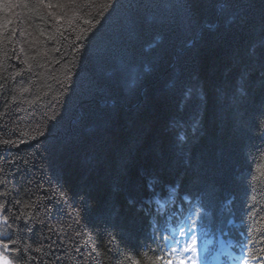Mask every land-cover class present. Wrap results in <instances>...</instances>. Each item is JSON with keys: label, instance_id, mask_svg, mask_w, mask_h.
<instances>
[{"label": "trees", "instance_id": "1", "mask_svg": "<svg viewBox=\"0 0 264 264\" xmlns=\"http://www.w3.org/2000/svg\"><path fill=\"white\" fill-rule=\"evenodd\" d=\"M13 3L0 0V141H12L0 143V203L8 237L27 246L31 264H164L156 257L170 258L186 218L202 240L222 236L262 261L264 0ZM256 7L251 29L238 22ZM130 73L138 86H129ZM191 116L196 128L182 126ZM116 131L126 141L106 155L111 169L80 154L74 180L66 163L38 160L54 151L51 141L82 151ZM146 174L157 177L150 200ZM64 176H73L71 188ZM167 186L178 195L148 219Z\"/></svg>", "mask_w": 264, "mask_h": 264}, {"label": "rangeland", "instance_id": "2", "mask_svg": "<svg viewBox=\"0 0 264 264\" xmlns=\"http://www.w3.org/2000/svg\"><path fill=\"white\" fill-rule=\"evenodd\" d=\"M181 1H184V0H181ZM188 1V0H187ZM225 2H230L231 0H224ZM226 7H229L228 5L225 4ZM253 6V5H252ZM186 8H188V10L191 9V6L188 5L187 3V6ZM221 11L222 9L220 10L219 14L221 15ZM223 12V11H222ZM224 13V12H223ZM257 13H262V9L260 8H257L254 9V11H248L244 14V17H242L241 19H239L238 22H241L242 24H244V27H248V29H251L250 26L248 25H251L250 24V20L251 18L255 15H257ZM124 22V20H122ZM264 22V17H262V19H260V21L258 22L257 26H259L261 23ZM250 27V28H249ZM127 32L128 29H127ZM245 36H248V35H245ZM246 39V38H245ZM247 41V40H246ZM249 41V40H248ZM188 45V44H187ZM188 48H191L192 49V46L191 45H188L187 46ZM186 48V46H184V49ZM246 55L243 53H241L240 56H238V58H241V57H245ZM247 60V59H246ZM192 62V61H190ZM231 62V61H230ZM188 62H184V64H186ZM196 65L192 64L188 67H186L185 69L187 68H190V70H187L186 72H184V78L187 76V74L195 67ZM182 79V77L180 78V80ZM190 81H188L187 84H192V85H189V88L193 86V80H191V78H189ZM180 84V81L177 82V86ZM188 88V89H189ZM193 93L189 94V96H192ZM128 127V130L131 131V129H134V128H129V126L127 125ZM58 132H63L65 131V127L64 125H62V127L60 129L57 130ZM127 136V135H126ZM52 139L55 141H57L56 138H53ZM101 139V138H100ZM106 139V143L104 145L102 144H99L98 142L96 143V145H102L101 149H98V146H95L93 148V145H94V140L90 141L89 144L87 145H84V149H82V151H80L79 149H73V148H76L75 145L73 144V142H70L69 140H66L64 141V139H59V142L58 143H54V142H50V147L55 146V148L53 149L54 151H49L48 153L44 152L43 150L40 151V155H38V160L39 162H41L40 160H43V162L46 161L45 158H48L50 159V161H53L51 160V158L53 157L55 160H58L57 162H62V163H66V171H65V174L67 175L68 173H70L71 175H76L74 176V180L76 178H79L81 173L80 172H83L82 170V163L80 162V160L82 159L79 155L83 154V155H87V154H91L92 153V156L94 158V156L98 159H100L101 161V164L103 163L104 166H108L106 164L107 161H105L106 159V155L112 159L113 155L116 153V152H120V150H122V147L125 145V141H126V137L124 135H120L119 132H115L114 134H111L110 138H109V141L107 140V138H104ZM103 139V140H104ZM68 142V143H67ZM58 144V145H57ZM57 145V146H56ZM98 151L99 152H95V151ZM77 151L79 153H77ZM82 152V153H80ZM100 153H103L102 155ZM101 155V157H100ZM50 156V157H49ZM95 158V159H96ZM72 164L76 165L75 167L72 166ZM111 166L109 165L108 167H105V169H111L110 168ZM115 167V166H113ZM78 169V170H77ZM99 174H97L96 176L99 177V180H101V178H104V180L106 181V176L105 177H100ZM73 176H64L62 178H65L64 180L66 181V187H69L71 188V186H73V183H72V178ZM68 178V181L67 179ZM68 185V186H67ZM83 204V203H81ZM8 232H9V228H8V225H7V222L5 223V221L3 220L2 216H0V239H5L6 237H8ZM184 256H187V257H192L194 254L190 251V252H186V253H183ZM195 256L197 257V254H195ZM191 260H188L186 261V264H190ZM244 264V263H243ZM248 264H255V263H248Z\"/></svg>", "mask_w": 264, "mask_h": 264}, {"label": "snow or ice", "instance_id": "3", "mask_svg": "<svg viewBox=\"0 0 264 264\" xmlns=\"http://www.w3.org/2000/svg\"><path fill=\"white\" fill-rule=\"evenodd\" d=\"M73 2H75V0H73ZM84 2H88V0H84ZM5 6L8 8L13 7L14 6L13 0H6ZM85 22L89 23V21H85ZM7 23H11V21H7ZM97 23H99V21H97ZM0 29H3L5 31L7 30L5 25H0ZM139 81H140L139 74L137 73L129 74L130 87L138 86ZM175 135L177 141H183L185 139V137L182 136L179 131H177ZM0 143H3L5 145H10L12 141L4 140V141H0ZM156 184H157V177H155L154 175L146 174L143 177V187L145 193L149 196V198L151 197L152 194H154V189L156 187ZM16 203H19V201H16ZM6 211H7L6 203H0V216H2L5 223L9 219V216L5 214ZM195 226H196L195 222H193V227ZM28 231L31 232L32 229H28ZM180 235L184 236V235H188V233H185L184 230L181 229ZM6 239L8 242H5V239H0V264H31V261L35 258L31 257L30 255H28L27 257L25 256V254L28 252L27 246H25L24 248H18L15 246V241H12L10 237H6ZM197 239L198 238L196 234L192 233L190 236V240L186 242L183 246H180L179 241H174V243L177 246L169 248V252L167 253V255L170 258L165 259L164 256H159L156 257V259L163 260L164 264H173V260L177 261V264H186V261L188 260H191L192 264H195V260H196L195 254L198 253ZM36 251H40V249L37 248ZM189 251H191L194 254L192 257H187L183 255V253ZM57 259H59V257ZM248 259H249L248 256L243 257L244 264H248ZM136 264H139V262L137 261ZM152 264H155V261H153Z\"/></svg>", "mask_w": 264, "mask_h": 264}, {"label": "bare ground", "instance_id": "4", "mask_svg": "<svg viewBox=\"0 0 264 264\" xmlns=\"http://www.w3.org/2000/svg\"><path fill=\"white\" fill-rule=\"evenodd\" d=\"M256 48H257V46H256ZM257 50V49H256ZM257 72H259V73H262V72H264L262 69H258V71ZM196 82V81H195ZM197 83V82H196ZM231 92V89H229L228 90V92L227 93H230ZM190 94L191 93H193V92H189ZM196 96L197 97H201L198 93L196 94ZM235 99H237V96L235 95ZM184 100V103L186 102V100L187 99H183ZM237 104V102H235V105ZM196 121H195V119L194 118H192V116L191 117H189V119L188 120H184V121H181L180 123H182V126H189L190 128H196V123H195ZM182 136H184L185 137V139L183 140L184 142H187V140H188V138L189 137H186L183 133H180ZM113 161L112 160H108L107 162H106V164L107 165H110L111 163H112ZM101 169V168H100ZM168 188H167V191L170 193H168V194H164L163 195V198H162V200L161 201H159V202H157V203H155L154 205H151V207H150V205H148L149 207H150V209L149 210H146V212H147V214H148V219H156V218H158L159 217V214L160 213H158V214H156V217H153L154 215H155V213H154V211L153 210H156L157 209V207L159 206V205H162L164 202H165V199H166V197L167 196H171V195H173V194H175L176 193V191H175V187H171V186H167ZM163 194V190L160 192V195H162ZM159 195V196H160ZM176 195H178L177 193H176ZM148 200H150V199H153L152 197H150V198H147ZM141 205V204H140ZM157 226H159V224L161 223V225H160V227H159V229H160V231H162V229H163V227L164 226H166L167 225V222L166 221H164V219L162 218L161 220H158L157 222ZM159 236V235H158ZM154 237H156V235H154Z\"/></svg>", "mask_w": 264, "mask_h": 264}]
</instances>
